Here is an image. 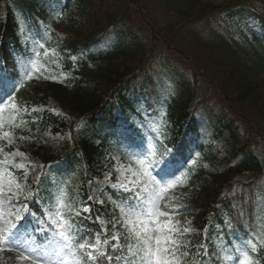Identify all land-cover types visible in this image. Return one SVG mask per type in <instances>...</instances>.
<instances>
[{"label": "trees", "instance_id": "trees-1", "mask_svg": "<svg viewBox=\"0 0 264 264\" xmlns=\"http://www.w3.org/2000/svg\"><path fill=\"white\" fill-rule=\"evenodd\" d=\"M217 1L161 0L169 19L160 20L152 12V0H82L75 12L78 20L70 17L55 29L58 45L74 54V63L58 67L62 62L50 61L49 65L58 67L56 74L44 60L39 62L15 100L18 109L35 106L39 110L20 114L13 124L19 131L35 136L36 140L27 149L43 161L53 156L41 153L45 147L36 146L40 143L39 136L48 130L70 133L64 152L76 150L77 168L70 174L71 178L59 177L58 184L66 185L67 179L70 196L79 184L77 195L83 203L91 176L82 168V156L90 161L99 151L93 144L94 123H98L96 130L101 132L103 123L111 121L116 114L123 125H134L138 120L128 107L136 103L137 95L129 85L143 76L149 84L150 72L157 66L164 71V79L174 71L173 77L178 79L173 88L176 95L173 94L174 101L165 109L161 124L171 137L182 134V142L189 135L184 131L206 129L209 137L204 143L182 144L187 152L199 151L189 186L168 197L169 213L181 222L192 219L197 227L207 223L206 215L210 221L233 215L243 225L259 221L258 240L254 243L257 251L254 253L249 248L247 254L253 264H264V48L257 50V42H252L247 31L239 33L232 29L240 24L236 19L237 7L247 9L264 29V0H223L222 5H217ZM14 2L16 7H12ZM18 7L33 11L34 0H0L1 55L6 53L9 43L29 53L23 42L25 32L19 29L14 12ZM83 21L87 24L82 25ZM110 27L114 30H109ZM133 32L142 35L132 39L123 51L102 55L85 52L101 39L114 38L110 45H120L123 36L132 38ZM211 91L212 98L227 108L224 113L221 116L212 111L194 113L195 103L209 97ZM50 102L74 115L70 125L65 124L63 116L51 111ZM119 106L121 111L117 109ZM242 108L250 110L256 119L251 122L245 116L238 118ZM0 152V160L9 162L11 149L2 145ZM11 170L19 173L13 167ZM44 195L53 202L52 194ZM79 198L69 197L62 204L63 209L75 208ZM198 239L199 236H190L188 244L182 242L181 252L189 253L180 256L182 264H200L202 252L197 247ZM120 243L124 247L119 250L127 256L128 241L120 240ZM115 244L113 241L112 245Z\"/></svg>", "mask_w": 264, "mask_h": 264}, {"label": "snow or ice", "instance_id": "snow-or-ice-1", "mask_svg": "<svg viewBox=\"0 0 264 264\" xmlns=\"http://www.w3.org/2000/svg\"><path fill=\"white\" fill-rule=\"evenodd\" d=\"M32 73L29 72L28 76L31 77ZM10 88H14L15 85H9ZM0 91H3L0 88ZM4 95H11V92H4ZM2 112V109H0ZM9 133L4 132L0 135V139L7 137ZM2 151V150H0ZM171 149H166V154L171 153ZM23 155V153H20ZM141 164H144V161H140ZM152 163L151 161L149 162ZM156 164L160 165L159 172L156 176H153L152 173L145 168L144 175L148 178V183L145 184L144 190L148 192L146 199L134 197L133 199H140L142 203L133 205L129 201V210L125 213L128 217L126 223H130L132 228L129 231L128 235V255L121 257L120 255H110L105 251H102L99 248V239L95 242L84 241V237L81 235L79 240L72 235L69 231L71 224L68 222L67 218L63 217V213L57 211L55 214L60 219H53V225H59L58 235L59 238L63 241V248L68 249L69 253L72 256H76L78 250L80 252V259L76 261V264H103V260L106 259L109 264L115 259L117 264L123 260L124 264H180V256H188V252H181V245L177 240V234L179 233V228L173 222H162L161 217H166L169 215L166 211H161L159 206V201L162 199V193H157L156 188L164 185L166 180L174 173L169 171L168 160L155 161ZM159 177V179H157ZM148 184H151V189L148 188ZM17 188H20V185L17 184ZM126 191H131V188L125 186ZM5 195L3 188L0 187V196ZM9 201H11L12 196H16L19 199V194L16 192H9ZM27 198H32V193L28 194ZM91 197H89V200ZM34 202V200H33ZM0 201V205H2ZM11 206V204L9 205ZM21 207L25 210L26 215L21 216L19 211L15 215L16 222L13 223L11 219L8 220V227L0 229V250H3L4 247L9 249H14L18 252H21L22 258L25 260H31L32 264H51L41 253L40 245H28L25 246L24 242L20 239L19 226L27 219L30 213H27L29 208L28 204H23ZM85 213L91 212L90 205H84L81 209ZM123 212L124 209H121ZM76 216L80 215V212L75 213ZM135 219H132V218ZM3 219V213L0 212V220ZM99 220V217H97ZM47 223V221H45ZM137 225L140 226V230H137ZM115 227V225H113ZM190 230L188 228L183 229V233H188ZM45 236L47 233L45 232ZM112 239L116 241V244L112 246L113 253L118 249H122L124 245L120 243V236L118 234H113ZM108 241L105 240L104 244L107 245ZM251 244V240L245 241V246ZM252 252H256V245L251 244ZM133 249H135L133 251ZM203 264V261L200 262ZM241 264H253L252 258L245 254Z\"/></svg>", "mask_w": 264, "mask_h": 264}, {"label": "rangeland", "instance_id": "rangeland-1", "mask_svg": "<svg viewBox=\"0 0 264 264\" xmlns=\"http://www.w3.org/2000/svg\"><path fill=\"white\" fill-rule=\"evenodd\" d=\"M156 13L158 15H162V13L158 9H156ZM161 18H165V16L163 15ZM54 111L58 112L59 109H56ZM62 114H66V113L64 112ZM4 132L9 133V135L7 137H4L9 142V144H12L14 146H21L22 145L23 141H20V140H23V139L19 140L16 136H14L12 133H10L7 129L4 130V127L0 122V135H2ZM65 138L66 137L59 136L58 134L47 133L43 136L42 141L44 144L49 145L50 148L56 149L57 147L61 146L64 143ZM29 140L30 139H28V141ZM20 153H23V155H20ZM13 157H14V159H17L20 161V165L26 164V163H31L33 165V164L37 163L36 161L32 160L29 156L24 154V152H21L19 150L14 152ZM120 175H121V172H120L119 176ZM33 181H35V178ZM19 185H20V188L18 189L17 184L13 180L9 179L8 175H6L2 171H0V187L3 188V191L5 193V195L0 196V201L3 202L2 205H0V212L3 213V219L0 220V229L6 228L9 226L7 223L8 220L11 219V221H12V219L15 218L17 211H19L20 215H22L25 212V210L21 207V205H23V203H21V201H19V200L17 201L16 196H12L11 201H9L8 193L10 191L18 193L19 197H21L20 195H23V194L26 197V196H28L29 193H31L30 188L25 183L19 184ZM24 196H23V198H24ZM10 204H11V206H9ZM19 233H20V239L24 242L25 246L33 245V239L27 238L28 232L21 233V231H19ZM4 248H7V247H4ZM63 252H64V250H63ZM60 260L63 261V258L60 257ZM0 264H9V261L5 257H3L2 255H0ZM17 264H27V263H24L20 259Z\"/></svg>", "mask_w": 264, "mask_h": 264}]
</instances>
